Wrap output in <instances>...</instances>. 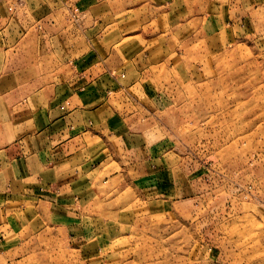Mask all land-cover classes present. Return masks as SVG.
<instances>
[{
  "label": "crops",
  "instance_id": "1",
  "mask_svg": "<svg viewBox=\"0 0 264 264\" xmlns=\"http://www.w3.org/2000/svg\"><path fill=\"white\" fill-rule=\"evenodd\" d=\"M235 1L0 0V264L98 257L168 212L180 166L142 126L164 94L152 69L178 68L181 35L209 21L264 18Z\"/></svg>",
  "mask_w": 264,
  "mask_h": 264
},
{
  "label": "rangeland",
  "instance_id": "2",
  "mask_svg": "<svg viewBox=\"0 0 264 264\" xmlns=\"http://www.w3.org/2000/svg\"><path fill=\"white\" fill-rule=\"evenodd\" d=\"M209 22L211 33L181 35L178 68L152 69L164 94L142 126L180 166L168 212L135 219L98 257L19 264H264V18L237 35Z\"/></svg>",
  "mask_w": 264,
  "mask_h": 264
}]
</instances>
